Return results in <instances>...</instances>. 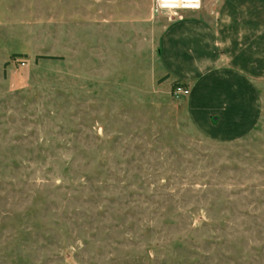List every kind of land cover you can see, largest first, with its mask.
I'll use <instances>...</instances> for the list:
<instances>
[{
    "label": "rangeland",
    "instance_id": "rangeland-1",
    "mask_svg": "<svg viewBox=\"0 0 264 264\" xmlns=\"http://www.w3.org/2000/svg\"><path fill=\"white\" fill-rule=\"evenodd\" d=\"M201 1L0 0V264H264V72Z\"/></svg>",
    "mask_w": 264,
    "mask_h": 264
},
{
    "label": "crops",
    "instance_id": "crops-1",
    "mask_svg": "<svg viewBox=\"0 0 264 264\" xmlns=\"http://www.w3.org/2000/svg\"><path fill=\"white\" fill-rule=\"evenodd\" d=\"M212 14L218 26L212 36L205 28L198 32L186 30L184 36H178L182 43L200 46L197 52L201 57L213 46L214 57L223 62L220 71L228 65L227 72L263 73L264 0H217Z\"/></svg>",
    "mask_w": 264,
    "mask_h": 264
},
{
    "label": "built area",
    "instance_id": "built-area-1",
    "mask_svg": "<svg viewBox=\"0 0 264 264\" xmlns=\"http://www.w3.org/2000/svg\"><path fill=\"white\" fill-rule=\"evenodd\" d=\"M166 1H177V3H170L172 7H168V3ZM182 1H189V0H182ZM202 1L201 0H192L190 6L191 8H184L185 5L179 3V0H156V5L153 7L152 12L153 14H158L163 11H170V12H177L178 10H198L201 8ZM168 5V6H167ZM178 91L181 93H185L186 91L183 89L182 86L178 87Z\"/></svg>",
    "mask_w": 264,
    "mask_h": 264
},
{
    "label": "bare ground",
    "instance_id": "bare-ground-1",
    "mask_svg": "<svg viewBox=\"0 0 264 264\" xmlns=\"http://www.w3.org/2000/svg\"><path fill=\"white\" fill-rule=\"evenodd\" d=\"M167 3H168V5L170 4V3H177V1H166ZM179 3H181V4H183V5H185L184 6V8H191V7H193V6H190L191 5V3H192V0H189V1H182V0H179ZM167 5V6H168ZM168 7H172V5L170 4Z\"/></svg>",
    "mask_w": 264,
    "mask_h": 264
},
{
    "label": "trees",
    "instance_id": "trees-1",
    "mask_svg": "<svg viewBox=\"0 0 264 264\" xmlns=\"http://www.w3.org/2000/svg\"><path fill=\"white\" fill-rule=\"evenodd\" d=\"M20 57L21 55L17 54V55H14V57ZM43 58H53V59H57V57H54V56H50V57H43Z\"/></svg>",
    "mask_w": 264,
    "mask_h": 264
}]
</instances>
